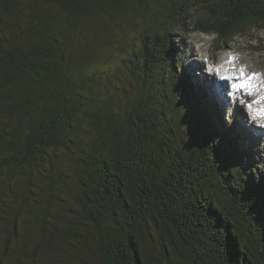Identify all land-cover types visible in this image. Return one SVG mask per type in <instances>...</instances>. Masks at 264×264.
<instances>
[{
  "label": "trees",
  "instance_id": "trees-1",
  "mask_svg": "<svg viewBox=\"0 0 264 264\" xmlns=\"http://www.w3.org/2000/svg\"><path fill=\"white\" fill-rule=\"evenodd\" d=\"M129 13L139 19L133 36L139 44L119 62L139 58L131 70L139 95L122 109L94 84L118 62L102 52L80 65L74 40L91 34L81 31L85 19L105 15L121 27ZM249 29L264 30V0H0V176L24 168V204L34 187L31 172L40 176V163L50 165L42 213L40 206L29 209L46 243L37 240L22 264H54L40 259L44 249L56 259L52 242L96 249L87 264H264L258 142L251 138L240 149L233 126L220 127L206 94L173 61V40L184 42L187 31L214 34L218 51ZM160 40L168 44L173 74L155 56ZM161 68L192 123L167 117L180 106L156 85ZM62 154L69 160L64 170L56 165ZM64 178L73 182L79 216L50 213ZM19 214L7 228L14 242ZM109 214L118 215L114 225L105 222ZM13 251L1 254L0 264H18Z\"/></svg>",
  "mask_w": 264,
  "mask_h": 264
},
{
  "label": "rangeland",
  "instance_id": "rangeland-1",
  "mask_svg": "<svg viewBox=\"0 0 264 264\" xmlns=\"http://www.w3.org/2000/svg\"><path fill=\"white\" fill-rule=\"evenodd\" d=\"M138 24L139 19L131 13L127 15L126 19H121V27L116 25L107 16L97 14L89 20L85 19L83 24L80 25L82 33L86 34L92 31L91 34L87 35L86 39L76 36L74 40L76 50L75 56L72 57L80 65L84 62L94 60L97 57L96 55L102 52L105 56L108 54L107 59H109L111 53L113 60L118 62L116 64V71L107 74H98L99 80L94 84L96 93L99 96L105 97L110 92L116 103L122 109L125 108V105H128V107L131 106L139 95V89L131 71L133 70L132 65L135 66L140 63L139 58L133 57L127 66L119 62L120 54H127L131 50L137 49L139 42L136 43L135 40L133 42V36L139 27ZM190 28L191 26L186 23V29L188 30ZM214 37V34L208 35L201 32L188 34L187 31L183 35L184 42H179V45H177L176 39L173 40V47L176 46V55L173 61L178 63L177 71L179 70L181 74H186L188 81L195 86L194 88L197 89L196 85H199L202 89L201 93L204 92L206 94L209 102L215 108L217 115H219L217 122L220 123V127L221 125L233 126L230 135L239 139L238 141L240 142H238V145L240 149L243 150L249 141H252L251 138L258 142L255 149L259 151L261 156L257 158L255 167L258 168L264 179V172H261L263 167L261 164L264 162V128L259 127L255 122H251L248 119V104H246L245 99L240 94L232 91L233 85L230 79L231 77H227V75L229 76V67L218 62L219 56L225 52L231 62L232 59L238 58L239 54H246L251 59L250 68L253 69V72L260 77H264V30L249 29L244 36H237L231 42L227 43L223 49L218 51H214ZM163 43L164 40H160L155 46V56L159 54L163 58L162 66L169 70L170 74H173L175 71L173 67L170 68L172 59L168 57L166 51L168 44L165 43L164 46ZM229 46L233 47V49L229 48ZM258 62L261 64L259 66L260 68L257 65ZM167 70L159 69L158 78L155 81L156 85H158V88L161 87L160 89L166 95V101L171 100L175 106L176 104L180 106V108L176 106L177 111L175 112L169 110L167 117L178 119L179 116L183 115L192 123L191 111L180 102H177L176 94L179 92L172 91L171 86H169L170 80L165 76ZM220 70H224L225 78L223 79L217 76ZM233 84L236 85V83ZM225 85V92L228 93L226 96L223 95L225 92L219 94L218 91ZM248 99L251 98L248 97ZM246 132H249L251 137ZM243 133H246V135ZM56 165L64 170L69 165L67 155L62 154L59 156L56 160ZM49 167L50 165L44 161L40 163V176L36 172H31L30 178L34 183L31 186L34 187H31L32 190L27 194L28 197L24 199V204L21 202L23 201L21 200L22 183L26 178L24 168L15 166L0 176V209H2L0 211V255L10 256V251L13 248L14 251L11 258H15L18 255V264L29 261L26 258L33 253L32 248L37 240L40 239V244L42 245L46 243L47 236L41 231L38 233L36 220L31 217L33 212L29 209L40 206V214L42 213L41 208L46 203L44 182L47 180L44 175ZM64 180L63 183H61L62 180L59 181L60 186L58 187V191H56V198L51 200L49 207L50 213L52 215L61 213L68 216H79L81 215V209H79V206L73 199V182L70 178H64ZM39 182L40 191H38ZM9 190L13 191L14 195ZM20 205H22L21 208ZM17 210L21 214V217L17 218L20 228V239L14 242L8 238L7 228L10 225L11 215ZM116 219H118V215L109 214L106 216L105 222L114 225ZM52 243L54 249L57 250V253H55L56 259H53L51 254L45 249L40 250V259H43L42 257L44 256H49L52 261L48 262L54 264L60 263L58 259H62L63 263L66 262L65 264H87L92 263L98 256L96 249L86 248L77 250L67 248L66 245L59 246L56 243L54 244V242ZM154 257L158 258V252L155 247L153 248Z\"/></svg>",
  "mask_w": 264,
  "mask_h": 264
},
{
  "label": "bare ground",
  "instance_id": "bare-ground-1",
  "mask_svg": "<svg viewBox=\"0 0 264 264\" xmlns=\"http://www.w3.org/2000/svg\"><path fill=\"white\" fill-rule=\"evenodd\" d=\"M229 48H232L229 46ZM239 57L232 59V62L230 61L227 53L219 56V63L224 64L226 67H229V76L231 77L232 85H233V92L240 94L243 99H245L246 104L251 103V101H254L255 98L264 96V88L261 86L264 85V77L258 76L256 73L253 72V69L250 68V61L251 59L246 54H239ZM221 64V65H222ZM258 67L261 66L260 62H258ZM260 68V67H259ZM241 69H243V76H241ZM224 71V70H223ZM222 70H220L218 73V77L223 79L225 78V74ZM249 77H253L251 84L252 87L250 89H246L244 87H240L239 85L242 83L243 80H247ZM226 81V80H225ZM235 81V82H233ZM233 83H236L234 85ZM235 86V87H234ZM226 85L221 87L218 91L219 94L225 92ZM228 93H224L223 95H227ZM250 97L251 99H248ZM245 104V105H246Z\"/></svg>",
  "mask_w": 264,
  "mask_h": 264
},
{
  "label": "clouds",
  "instance_id": "clouds-1",
  "mask_svg": "<svg viewBox=\"0 0 264 264\" xmlns=\"http://www.w3.org/2000/svg\"><path fill=\"white\" fill-rule=\"evenodd\" d=\"M241 76H243V69H241ZM252 79L253 77L243 80L239 86L250 89L252 87ZM261 87L264 88V85ZM248 105H251V110L247 107L248 119L251 122H255L259 127L264 128V96L258 97Z\"/></svg>",
  "mask_w": 264,
  "mask_h": 264
},
{
  "label": "snow or ice",
  "instance_id": "snow-or-ice-1",
  "mask_svg": "<svg viewBox=\"0 0 264 264\" xmlns=\"http://www.w3.org/2000/svg\"><path fill=\"white\" fill-rule=\"evenodd\" d=\"M248 79H251V77H249ZM247 107L251 110V105H247Z\"/></svg>",
  "mask_w": 264,
  "mask_h": 264
}]
</instances>
